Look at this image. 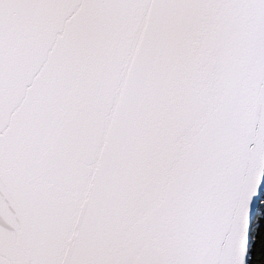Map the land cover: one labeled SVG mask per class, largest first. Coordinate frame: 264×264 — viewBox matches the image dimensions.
<instances>
[{"label":"snow or ice","instance_id":"snow-or-ice-1","mask_svg":"<svg viewBox=\"0 0 264 264\" xmlns=\"http://www.w3.org/2000/svg\"><path fill=\"white\" fill-rule=\"evenodd\" d=\"M262 181L264 0H0V264H264Z\"/></svg>","mask_w":264,"mask_h":264},{"label":"water","instance_id":"water-1","mask_svg":"<svg viewBox=\"0 0 264 264\" xmlns=\"http://www.w3.org/2000/svg\"><path fill=\"white\" fill-rule=\"evenodd\" d=\"M263 187H264V181H262V183H261V194H262ZM253 203H254V205H255V203H256V198H254Z\"/></svg>","mask_w":264,"mask_h":264},{"label":"trees","instance_id":"trees-1","mask_svg":"<svg viewBox=\"0 0 264 264\" xmlns=\"http://www.w3.org/2000/svg\"><path fill=\"white\" fill-rule=\"evenodd\" d=\"M262 196H264V188H263V191H262ZM255 239V237H254ZM258 247V246H257ZM259 257V252L257 251V258ZM262 259H264V256L261 257Z\"/></svg>","mask_w":264,"mask_h":264}]
</instances>
